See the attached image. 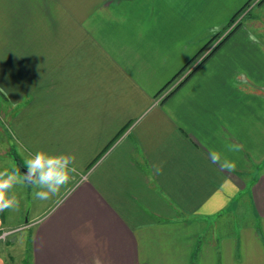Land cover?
Here are the masks:
<instances>
[{
	"label": "crops",
	"instance_id": "0c3cea01",
	"mask_svg": "<svg viewBox=\"0 0 264 264\" xmlns=\"http://www.w3.org/2000/svg\"><path fill=\"white\" fill-rule=\"evenodd\" d=\"M249 1L0 0L20 158L77 166L26 221L0 212L30 233L0 264H264V0L223 37Z\"/></svg>",
	"mask_w": 264,
	"mask_h": 264
},
{
	"label": "clouds",
	"instance_id": "9594fccd",
	"mask_svg": "<svg viewBox=\"0 0 264 264\" xmlns=\"http://www.w3.org/2000/svg\"><path fill=\"white\" fill-rule=\"evenodd\" d=\"M228 163L225 161V164ZM24 165L27 169L24 174H21L19 168L0 170V212L18 207L13 192L17 184L30 185L35 190L34 199L49 200L60 194L77 171L74 154L49 153L43 149L31 154Z\"/></svg>",
	"mask_w": 264,
	"mask_h": 264
},
{
	"label": "rangeland",
	"instance_id": "374dc122",
	"mask_svg": "<svg viewBox=\"0 0 264 264\" xmlns=\"http://www.w3.org/2000/svg\"><path fill=\"white\" fill-rule=\"evenodd\" d=\"M259 3H261V0H250L249 4L242 8L240 13L235 17V19L230 23V25L227 27L226 31L224 32V36L221 35L212 41L210 43V47L214 45V47L217 45L219 41H221V37H225L229 32H231L236 26L239 24H242L243 22L247 21L252 14V10L254 7H256ZM165 96V95H164ZM0 109V170L4 169H13V168H19L21 169V165L19 164L16 154L19 157L24 158V155H21V152L19 150V147L16 143V140L14 138L13 133L11 132V129L8 127L9 124V114L3 113ZM21 158V161L23 163L24 159ZM25 162V161H24ZM27 190L24 193V199L22 202H18V207L15 210L9 209L10 211V218L14 222H18L19 217L22 216V212L24 208L26 209V214L21 217L23 219L22 221H26L28 218H30L33 215L34 209L37 207L35 204V199L32 197L33 192L35 191L30 185H27ZM30 188V189H29ZM29 190H31V197L26 198V195L28 197ZM19 192V189L17 190ZM29 231H21V227L16 228L13 232L9 230H3L0 232V243H3L4 245L14 246L16 243H21L24 241L23 238H27L29 236ZM15 253V252H13ZM14 256H18L17 253ZM21 261H18L17 264H20ZM10 264H15L12 260H10Z\"/></svg>",
	"mask_w": 264,
	"mask_h": 264
},
{
	"label": "trees",
	"instance_id": "16d2710c",
	"mask_svg": "<svg viewBox=\"0 0 264 264\" xmlns=\"http://www.w3.org/2000/svg\"><path fill=\"white\" fill-rule=\"evenodd\" d=\"M262 1H263V0H262ZM262 1H261V2H262ZM249 2H250V1H249ZM249 2H248L247 4H249ZM247 4H246V6H247ZM234 19H235V17L232 19V21H233ZM221 43H222V42H221ZM203 51H204V49H202L201 52H200L199 54H201ZM194 59H195V58H194ZM203 62H204V61H203ZM203 62H202V63H203ZM189 65H190V64H189ZM187 66H188V65H187ZM187 66H186V67H187ZM186 67H185V68H186ZM185 68H184V69H185ZM180 73H181V72H180ZM178 76H179V74H178ZM176 77H177V76H176ZM168 85H169V84H168ZM16 158H17L18 162H21V158H20L17 154H16ZM27 263H28V262H27Z\"/></svg>",
	"mask_w": 264,
	"mask_h": 264
},
{
	"label": "flooded vegetation",
	"instance_id": "af4514ba",
	"mask_svg": "<svg viewBox=\"0 0 264 264\" xmlns=\"http://www.w3.org/2000/svg\"><path fill=\"white\" fill-rule=\"evenodd\" d=\"M19 164L21 165V169H25V165L22 163V161L21 162H19Z\"/></svg>",
	"mask_w": 264,
	"mask_h": 264
},
{
	"label": "water",
	"instance_id": "95a60500",
	"mask_svg": "<svg viewBox=\"0 0 264 264\" xmlns=\"http://www.w3.org/2000/svg\"><path fill=\"white\" fill-rule=\"evenodd\" d=\"M26 171H27V170H26V169H24V170L22 171V172H23V174H24V173H26Z\"/></svg>",
	"mask_w": 264,
	"mask_h": 264
}]
</instances>
